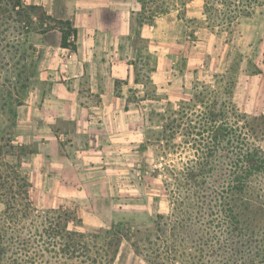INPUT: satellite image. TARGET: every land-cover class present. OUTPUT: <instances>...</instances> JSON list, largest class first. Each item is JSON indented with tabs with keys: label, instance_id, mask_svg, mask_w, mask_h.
I'll list each match as a JSON object with an SVG mask.
<instances>
[{
	"label": "rangeland",
	"instance_id": "rangeland-1",
	"mask_svg": "<svg viewBox=\"0 0 264 264\" xmlns=\"http://www.w3.org/2000/svg\"><path fill=\"white\" fill-rule=\"evenodd\" d=\"M151 1L168 15L156 38L139 41L131 52L142 61L138 82L135 75L115 86L129 108L122 141L110 138L102 160L84 140L68 139L64 146L84 168L98 167L85 181L92 191L88 223L80 210L84 196L54 208L40 206L34 196L33 207L41 216L62 208L76 219L69 230L98 235L100 264H264V162L248 145L264 147V6L249 16L240 13V0ZM2 115L0 216L2 202L22 205L24 192L31 197L22 170L39 162L27 159L41 146L35 138L24 148L15 114ZM237 126L245 127L242 133ZM250 166L259 172L249 182L253 188L241 194L238 180ZM213 220L214 238L205 231ZM146 236L157 250L151 263L140 255L153 246Z\"/></svg>",
	"mask_w": 264,
	"mask_h": 264
},
{
	"label": "crops",
	"instance_id": "crops-1",
	"mask_svg": "<svg viewBox=\"0 0 264 264\" xmlns=\"http://www.w3.org/2000/svg\"><path fill=\"white\" fill-rule=\"evenodd\" d=\"M6 1L7 9H0V120L6 110L15 114L24 148L41 141L39 152L27 159L39 162L22 170L31 198L51 208L72 196L86 199L92 194L85 181L92 171L98 175V167L84 168L64 146L68 139L81 145L84 140L102 160L110 138L122 141L129 108L115 94L116 82L135 78L131 52L139 41L156 38L168 14L151 0ZM48 16L72 22L75 49L61 47L62 33L49 28ZM63 72L68 75H58ZM47 163L55 166L45 168ZM88 208L87 198L80 206L84 224Z\"/></svg>",
	"mask_w": 264,
	"mask_h": 264
},
{
	"label": "trees",
	"instance_id": "trees-1",
	"mask_svg": "<svg viewBox=\"0 0 264 264\" xmlns=\"http://www.w3.org/2000/svg\"><path fill=\"white\" fill-rule=\"evenodd\" d=\"M240 3H242L240 13L249 16L250 14L252 15L255 7L264 6V0H240ZM47 18L53 22V26L59 27L62 33L61 47L75 49L77 32L73 28L72 22L70 20H55L50 16ZM141 62L139 60L136 64L135 82H138L139 77L137 65ZM118 83L116 82V84ZM237 117L245 123L247 122L246 124L248 125L247 117L240 115H237ZM261 118L264 119V116L262 115ZM256 119L254 118L253 121ZM245 127L237 126L236 130L241 131ZM248 145L254 147L257 155L260 154L262 162H264V147L256 142ZM253 152L255 153V151ZM250 163L252 164L253 162L250 160ZM250 169L251 166L248 172L243 174L241 179L238 180V190L241 194L253 188L249 182L259 172V169L256 168H253L255 173ZM20 181L25 182L24 179H20ZM8 189L12 193L11 199L14 200L16 193L13 192V186L9 185ZM23 196L24 203L22 205L18 202H2L5 205V211L1 213L2 218L0 216V264H68L73 261L75 264H100L103 256L100 257L99 252H103L104 249L103 245H96L98 235L69 230V223L74 222L76 219L70 218L67 213H64L62 208L45 211L44 216L39 215L38 211L33 207V202L28 192H24ZM37 213L38 215H36ZM22 222H24L25 227L20 226ZM205 228L206 233L212 234L211 237L213 238L218 233L216 220L206 223ZM106 236L109 237L110 235L107 233ZM145 239L147 244H153L149 236H146ZM106 243L104 242V244ZM91 244H94L95 247H92ZM211 246L212 244H208L207 250L211 249L214 252L213 246ZM153 247L154 244L148 248L144 247L143 251H140L142 252L140 255L148 263H151L150 255L157 252ZM104 256L106 258V254Z\"/></svg>",
	"mask_w": 264,
	"mask_h": 264
}]
</instances>
